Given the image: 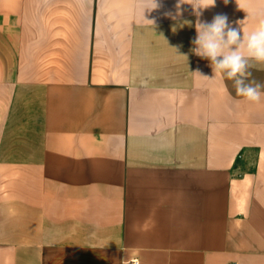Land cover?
<instances>
[{"label": "crops", "instance_id": "0c3cea01", "mask_svg": "<svg viewBox=\"0 0 264 264\" xmlns=\"http://www.w3.org/2000/svg\"><path fill=\"white\" fill-rule=\"evenodd\" d=\"M177 2L0 0V264H264V99L191 52L264 0Z\"/></svg>", "mask_w": 264, "mask_h": 264}, {"label": "clouds", "instance_id": "9594fccd", "mask_svg": "<svg viewBox=\"0 0 264 264\" xmlns=\"http://www.w3.org/2000/svg\"><path fill=\"white\" fill-rule=\"evenodd\" d=\"M151 2L149 11L160 6L159 0ZM215 2L216 0H192L189 4L196 16L200 17L201 10L214 6ZM228 2L229 0H224L225 4ZM182 4L183 0H178L177 15ZM172 18L176 19L175 16ZM150 22L154 25V21ZM237 24L240 27H233L228 17L222 14L214 16L211 22L197 19L191 52L209 61L214 77L219 75L231 80L237 96L250 103H260L264 99V83L252 78L251 69L264 64V20L248 34L243 31L241 33V21ZM176 50L178 53V49ZM182 56L187 58L186 55Z\"/></svg>", "mask_w": 264, "mask_h": 264}, {"label": "built area", "instance_id": "2783aa9c", "mask_svg": "<svg viewBox=\"0 0 264 264\" xmlns=\"http://www.w3.org/2000/svg\"><path fill=\"white\" fill-rule=\"evenodd\" d=\"M237 156L238 157H240L241 156V153L239 152L238 154H237ZM133 264H136L137 263V259L135 258V259H132V261H131Z\"/></svg>", "mask_w": 264, "mask_h": 264}]
</instances>
